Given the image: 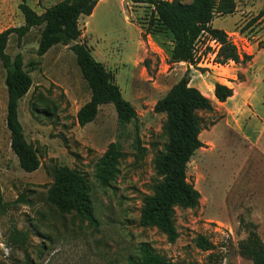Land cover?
I'll use <instances>...</instances> for the list:
<instances>
[{
    "label": "rangeland",
    "instance_id": "obj_1",
    "mask_svg": "<svg viewBox=\"0 0 264 264\" xmlns=\"http://www.w3.org/2000/svg\"><path fill=\"white\" fill-rule=\"evenodd\" d=\"M24 1L41 14L64 0ZM235 1V14L215 18L212 24L223 29L248 60L214 70L204 63L171 64L173 37L159 35L155 23L151 29L158 35V49H153L141 31L150 27L146 6L140 19L139 11L101 0L90 17H81L83 41L137 111V121L124 126L112 104L101 106L93 123L79 125L78 111L90 101L91 90L70 47L57 45L39 57L42 28L33 29L20 43L16 35L10 37L6 54H21L33 80L19 102V120L41 167L24 172L11 149L6 70L0 60V188L11 205L0 216V264H136L142 260L143 245L175 264H252L240 254L239 242L248 236L247 224L255 225L264 241V0ZM22 2L0 0V33L24 25ZM210 50L209 37L203 35L195 57ZM187 66L192 86L202 82L200 92L211 109L194 111L204 147L189 163L187 178L200 199L192 209L175 207L179 237L171 243L158 228L142 227L140 217L144 199L164 180L156 163L171 141L168 115L155 107ZM206 72L210 76L204 79ZM214 84L232 89L233 97L219 102ZM113 143L122 156L104 186L97 178L98 166ZM63 167L84 179L97 225L75 211L63 215L47 203L48 188ZM21 196L25 202L17 201ZM200 237L213 249L199 247Z\"/></svg>",
    "mask_w": 264,
    "mask_h": 264
},
{
    "label": "trees",
    "instance_id": "obj_2",
    "mask_svg": "<svg viewBox=\"0 0 264 264\" xmlns=\"http://www.w3.org/2000/svg\"><path fill=\"white\" fill-rule=\"evenodd\" d=\"M100 0H64L38 14L24 0L19 5L25 23L21 27L9 28L0 33V60L6 70L8 92L6 124L11 135V149L18 159L20 168L26 173H34L41 167V161L28 143L23 126L19 120V102L29 93L33 80L24 70L21 54L11 58L6 54L9 39L16 35L20 43L33 29L42 28L37 54L45 56L53 47L63 45L70 47L76 56L82 76L91 90V98L77 114L81 127L93 123L103 105L115 107L120 126L137 121L138 115L134 106L126 101L113 74L98 62L89 46L82 39L79 26L81 17H90ZM135 5H146L152 8L150 24L146 33H168L173 37L170 55L171 64L186 63L196 67L199 58L195 57L196 44L203 35L220 44L216 62L225 65L236 64L248 58L241 55L231 42L228 34L214 28L215 18L231 16L236 13L235 0H131ZM155 23V25H154ZM190 71L172 87L165 98L155 107L157 113L168 115L167 131L170 144L167 152L160 156L156 163L157 172L164 177L163 182L155 187L154 194L144 199L140 225L156 227L163 232L169 242L174 243L179 235L174 224L176 206L195 208L200 199L199 192L188 182V165L195 153L204 147L200 139L198 120L195 109H211L210 102L201 92L190 85ZM215 97L225 103L233 97V90L222 84L215 85ZM122 153L119 145L109 146L99 163L98 180L108 185L114 176ZM19 202H25L23 196ZM46 201L61 214L73 211L80 214L91 224H98L92 200L84 179L74 170L63 167L56 171L55 183L47 191ZM11 205L4 200L0 188V216L8 213ZM248 236L239 242L240 254L252 264H264V241L257 232V227L247 224ZM198 245L205 251L213 245L204 237L198 239ZM142 260L136 264H175L155 254L147 245L141 248Z\"/></svg>",
    "mask_w": 264,
    "mask_h": 264
},
{
    "label": "crops",
    "instance_id": "obj_3",
    "mask_svg": "<svg viewBox=\"0 0 264 264\" xmlns=\"http://www.w3.org/2000/svg\"><path fill=\"white\" fill-rule=\"evenodd\" d=\"M101 1V0H100ZM100 1H99V3H100ZM102 1H107V0H102ZM166 1H172V0H166ZM116 2H120L123 6H127L128 7V9L129 10H131V11H133V12H137V11H139L140 13H141V17H140V19H142V17L145 15V13H144V11H146L145 9H143V7H145L146 5H135V4H133L132 2H131V0H115V4H116ZM98 3V4H99ZM98 6V5H97ZM150 11H152V8H150L149 6H146ZM97 8V7H96ZM96 8H95V10H94V12L96 11ZM93 12V13H94ZM234 15V14H233ZM139 19V20H140ZM212 25H214V24H212ZM214 27V26H213ZM220 30H223V29H220ZM142 32H144L143 34L144 35H146L147 36V39H148V44L149 45H151V46H153L154 48L153 49H158V42H157V37H158V35H154V34H152V33H149V34H147L146 33V30L145 29H142L141 30ZM224 31V30H223ZM159 34V33H158ZM160 35V34H159ZM155 46H157V47H155ZM240 52V51H239ZM179 64H184V65H186V63H179ZM186 70H188V66H187V68H186ZM185 70V71H186ZM211 70H214V68L213 69H211ZM194 72H196V73H198V71H194ZM201 74V73H200ZM210 76V74H209V72H206V77H205V75L203 76L204 77V79H206V78H208ZM196 77V76H195ZM202 77V78H203ZM190 85L192 86V82L190 83ZM215 85L216 84H214L213 85V88H215ZM202 86H203V84H202V82L201 81H199L198 80V85H193L192 87H194V88H196V89H198L199 91H202ZM240 95V94H239ZM232 98V97H231ZM244 98V99H243ZM243 98L241 99V100H245L246 101V103L248 102V98H246V97H244L243 96ZM241 100H240V102H241ZM247 137V141H249V142H251L252 143V141H251V139L248 137V136H246ZM260 138H258V140H259ZM203 143V142H202ZM253 144V143H252Z\"/></svg>",
    "mask_w": 264,
    "mask_h": 264
},
{
    "label": "built area",
    "instance_id": "obj_4",
    "mask_svg": "<svg viewBox=\"0 0 264 264\" xmlns=\"http://www.w3.org/2000/svg\"><path fill=\"white\" fill-rule=\"evenodd\" d=\"M209 46H210L211 50L205 56L198 57L199 58L198 63H200V64L204 63V65L210 69L222 67L223 65L216 62V58H217V54H218V51L220 48V44L216 40H210L209 39Z\"/></svg>",
    "mask_w": 264,
    "mask_h": 264
}]
</instances>
